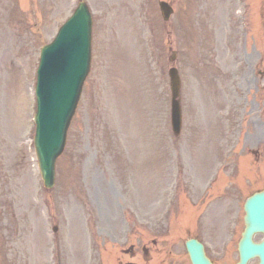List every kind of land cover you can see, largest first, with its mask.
I'll return each instance as SVG.
<instances>
[{
    "label": "rangeland",
    "instance_id": "374dc122",
    "mask_svg": "<svg viewBox=\"0 0 264 264\" xmlns=\"http://www.w3.org/2000/svg\"><path fill=\"white\" fill-rule=\"evenodd\" d=\"M87 1L91 69L48 190L33 142L36 70L78 0H0V264H191L189 237L205 242L214 264H235L243 202L264 187V80L252 88L263 96L255 144L250 115L242 125L241 107L232 116L243 101V1L168 0V21L160 0ZM222 33L229 48L215 46ZM172 65L184 113L196 114L182 142L170 121ZM228 66L235 79L226 84L219 71Z\"/></svg>",
    "mask_w": 264,
    "mask_h": 264
},
{
    "label": "water",
    "instance_id": "95a60500",
    "mask_svg": "<svg viewBox=\"0 0 264 264\" xmlns=\"http://www.w3.org/2000/svg\"><path fill=\"white\" fill-rule=\"evenodd\" d=\"M166 18L172 12L167 3H161ZM92 16L86 3L81 2L74 14L60 28L54 41L43 46L36 86L38 110L36 113V151L44 185L52 188L56 177V159L62 153L67 130L91 63ZM172 124L180 130L181 109L177 99L180 80L176 68L170 69ZM246 228L239 243L240 259L236 264H247L259 257L264 264V238L254 240L256 232L264 234V191L248 198L245 204ZM193 264H212L204 245L197 239L186 242Z\"/></svg>",
    "mask_w": 264,
    "mask_h": 264
},
{
    "label": "flooded vegetation",
    "instance_id": "af4514ba",
    "mask_svg": "<svg viewBox=\"0 0 264 264\" xmlns=\"http://www.w3.org/2000/svg\"><path fill=\"white\" fill-rule=\"evenodd\" d=\"M241 29L242 59H238V79L242 89L251 92L262 87L264 79V10L262 0H255L253 6L246 4ZM225 34H220L218 43L229 48L230 41H225ZM250 47V49H249ZM236 64V62H235ZM235 78V75H233ZM254 105V103H252ZM253 107V106H252Z\"/></svg>",
    "mask_w": 264,
    "mask_h": 264
}]
</instances>
